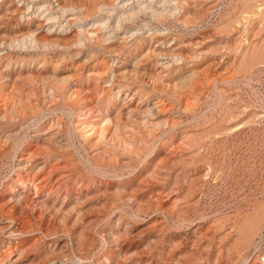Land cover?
Instances as JSON below:
<instances>
[{"label": "rangeland", "instance_id": "rangeland-1", "mask_svg": "<svg viewBox=\"0 0 264 264\" xmlns=\"http://www.w3.org/2000/svg\"><path fill=\"white\" fill-rule=\"evenodd\" d=\"M263 229L264 0H0V264H264Z\"/></svg>", "mask_w": 264, "mask_h": 264}, {"label": "built area", "instance_id": "built-area-1", "mask_svg": "<svg viewBox=\"0 0 264 264\" xmlns=\"http://www.w3.org/2000/svg\"><path fill=\"white\" fill-rule=\"evenodd\" d=\"M261 250H264V229L261 233V235L256 239L255 241V244L253 246V249L251 251V254H259L261 253ZM261 259H263L264 261V258L261 257Z\"/></svg>", "mask_w": 264, "mask_h": 264}, {"label": "bare ground", "instance_id": "bare-ground-1", "mask_svg": "<svg viewBox=\"0 0 264 264\" xmlns=\"http://www.w3.org/2000/svg\"><path fill=\"white\" fill-rule=\"evenodd\" d=\"M190 79V76H186L184 79H182V81H180V85L181 86H184L186 84V82ZM56 82L63 86L65 85V83L69 80V77L66 76V77H60V78H55ZM9 110V109H8ZM149 110H146V112H148ZM150 113V112H149Z\"/></svg>", "mask_w": 264, "mask_h": 264}]
</instances>
